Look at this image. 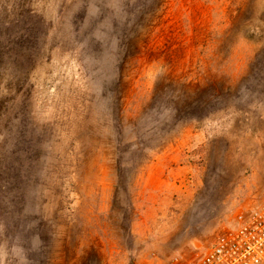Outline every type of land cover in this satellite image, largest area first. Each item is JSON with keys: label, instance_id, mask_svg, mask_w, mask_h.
<instances>
[{"label": "rangeland", "instance_id": "1", "mask_svg": "<svg viewBox=\"0 0 264 264\" xmlns=\"http://www.w3.org/2000/svg\"><path fill=\"white\" fill-rule=\"evenodd\" d=\"M264 189V0H0V264H173Z\"/></svg>", "mask_w": 264, "mask_h": 264}, {"label": "built area", "instance_id": "2", "mask_svg": "<svg viewBox=\"0 0 264 264\" xmlns=\"http://www.w3.org/2000/svg\"><path fill=\"white\" fill-rule=\"evenodd\" d=\"M238 225L195 258L173 264H264V189L260 203L237 215Z\"/></svg>", "mask_w": 264, "mask_h": 264}]
</instances>
